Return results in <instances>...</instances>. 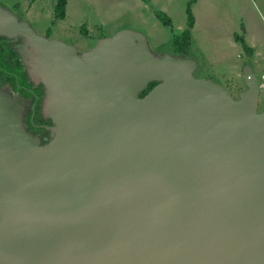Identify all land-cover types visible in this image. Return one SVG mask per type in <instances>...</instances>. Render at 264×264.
Instances as JSON below:
<instances>
[{
  "label": "water",
  "instance_id": "95a60500",
  "mask_svg": "<svg viewBox=\"0 0 264 264\" xmlns=\"http://www.w3.org/2000/svg\"><path fill=\"white\" fill-rule=\"evenodd\" d=\"M0 35L43 56L54 123L41 144L0 87V264H264L258 76L236 99L135 31L80 55L1 3Z\"/></svg>",
  "mask_w": 264,
  "mask_h": 264
},
{
  "label": "rangeland",
  "instance_id": "374dc122",
  "mask_svg": "<svg viewBox=\"0 0 264 264\" xmlns=\"http://www.w3.org/2000/svg\"><path fill=\"white\" fill-rule=\"evenodd\" d=\"M56 1L0 0L12 15L27 21L38 33L74 45L82 53L96 47L100 40L126 30L142 33L155 56L179 55L175 42L188 25L190 3L195 25L189 54L200 63L195 75L228 84L236 99L246 84L244 80L227 82L223 73L237 60L247 58V53L240 43H233V32L244 38L247 34L250 41L252 38L264 45V9L260 0H68L69 14L65 19L56 18ZM17 38L33 80L38 82L39 73L32 55L37 53L29 40ZM262 73V70L257 72L261 82ZM261 97L259 111L264 109V87ZM10 100L15 104L14 97ZM17 111L20 119L22 112Z\"/></svg>",
  "mask_w": 264,
  "mask_h": 264
},
{
  "label": "trees",
  "instance_id": "16d2710c",
  "mask_svg": "<svg viewBox=\"0 0 264 264\" xmlns=\"http://www.w3.org/2000/svg\"><path fill=\"white\" fill-rule=\"evenodd\" d=\"M66 6L67 0H57L55 4L56 18L65 17ZM188 14V25L185 28L183 35L175 42L177 44L178 52L182 55L189 54L192 42L191 33L195 25V16L191 10L190 3L188 5ZM236 41L242 45L247 56L252 55L253 49L242 35H237ZM20 44L18 38H10L6 35H0V85H8L9 90L11 89L17 93L23 92L24 96L30 100V108L28 112L24 114L25 124L34 134L37 135L41 144H46L52 138L51 127L38 129L35 126V124H54L51 118L45 115L43 109L46 96V90L44 89L45 86L41 81L37 84V82L33 80L31 72L29 71V65L19 49ZM11 72L13 74H11ZM157 83V80H151L146 89L140 93V96H144ZM24 87H28L36 92L34 91L35 93H33L30 90L24 89ZM36 95L39 96L38 99ZM33 104H36L35 112L32 108Z\"/></svg>",
  "mask_w": 264,
  "mask_h": 264
},
{
  "label": "crops",
  "instance_id": "0c3cea01",
  "mask_svg": "<svg viewBox=\"0 0 264 264\" xmlns=\"http://www.w3.org/2000/svg\"><path fill=\"white\" fill-rule=\"evenodd\" d=\"M260 1H263L262 7L264 9V0H260ZM56 2L54 4H56ZM68 7H69V1L67 0L66 15H65V17L69 14ZM259 7L261 8V5L260 4H259ZM30 8H31V6H30ZM30 8H28V9H30ZM65 17H63L62 19H65ZM237 33H238L237 31H234L233 32V43L235 45H238L239 44L236 41V35H237ZM245 40L250 45V47L253 49L252 55L251 56H247V58H244V59L241 58V60H237L236 62L233 63V65H230V68L227 71V73H223L224 79L227 82H234V83H236V82H242L244 80V77H245L246 72H252L256 76H257V72L259 70H262L264 72V66H263L264 65V45L263 44H258L257 41L254 40V39H252V38H251V41H250L248 39L247 34H245ZM179 55H181V54L179 53ZM185 56L194 59V57L190 56V54L185 55ZM199 68H200V63H199V61H197V68H196V70H198ZM204 78L211 79V78H208V77H204ZM221 85L225 86L229 90L228 84H221ZM261 93H262V90H261ZM260 100L262 101L261 94H260Z\"/></svg>",
  "mask_w": 264,
  "mask_h": 264
},
{
  "label": "flooded vegetation",
  "instance_id": "af4514ba",
  "mask_svg": "<svg viewBox=\"0 0 264 264\" xmlns=\"http://www.w3.org/2000/svg\"><path fill=\"white\" fill-rule=\"evenodd\" d=\"M78 54H82V52L80 50H78ZM33 55V58L35 57L34 59V64H35V67L37 68L38 70V65H39V61L41 60L40 58H43V56L39 53H37L36 55L32 54ZM31 55V56H32ZM11 74H13L11 72ZM39 82V81H38ZM37 82V84H39ZM0 87H2L4 90H6L8 93H10L11 95H13L12 97H14L17 101L16 103V106H15V110H18V112H22L21 115V124L24 126L25 130L27 132H29L31 135H33L34 137H37L36 134H34L28 127L27 125L25 124V120H24V114L26 112H28L29 108H30V100L28 98H26L23 94V92L21 93H17L13 90H9L8 88V85L7 86H2L0 85ZM44 88V87H43ZM24 89H27V90H30L32 91L33 93H35L36 91L35 90H32V89H29L28 87H24ZM45 89V88H44ZM35 91V92H34ZM37 96V99L39 98L38 95ZM140 96V94H139ZM44 102H45V99H44ZM35 107H36V104H33L32 108H33V111L35 112ZM21 109V111H20ZM43 109H44V104H43ZM35 126L38 128V129H41V128H48V127H52L53 125H48L47 123L46 124H35Z\"/></svg>",
  "mask_w": 264,
  "mask_h": 264
},
{
  "label": "built area",
  "instance_id": "2783aa9c",
  "mask_svg": "<svg viewBox=\"0 0 264 264\" xmlns=\"http://www.w3.org/2000/svg\"><path fill=\"white\" fill-rule=\"evenodd\" d=\"M262 78H263V83H264V72H263V74H262Z\"/></svg>",
  "mask_w": 264,
  "mask_h": 264
}]
</instances>
